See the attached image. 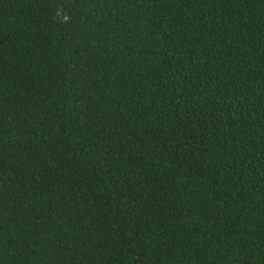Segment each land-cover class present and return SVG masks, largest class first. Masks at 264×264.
I'll return each mask as SVG.
<instances>
[{
  "label": "trees",
  "instance_id": "trees-1",
  "mask_svg": "<svg viewBox=\"0 0 264 264\" xmlns=\"http://www.w3.org/2000/svg\"><path fill=\"white\" fill-rule=\"evenodd\" d=\"M0 264H264V0H0Z\"/></svg>",
  "mask_w": 264,
  "mask_h": 264
},
{
  "label": "clouds",
  "instance_id": "clouds-1",
  "mask_svg": "<svg viewBox=\"0 0 264 264\" xmlns=\"http://www.w3.org/2000/svg\"><path fill=\"white\" fill-rule=\"evenodd\" d=\"M56 15H57V16H62L63 21H67V20L69 19V17H68L67 15H64V14H63V10H62V9H61V10H58V11L56 12Z\"/></svg>",
  "mask_w": 264,
  "mask_h": 264
}]
</instances>
